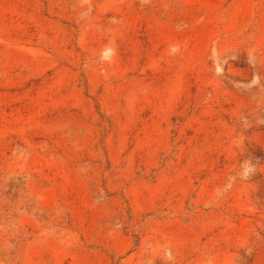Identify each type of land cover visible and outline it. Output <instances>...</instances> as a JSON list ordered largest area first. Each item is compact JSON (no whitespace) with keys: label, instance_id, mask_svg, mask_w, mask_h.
<instances>
[{"label":"rangeland","instance_id":"rangeland-1","mask_svg":"<svg viewBox=\"0 0 264 264\" xmlns=\"http://www.w3.org/2000/svg\"><path fill=\"white\" fill-rule=\"evenodd\" d=\"M259 149L264 0H0V264H264Z\"/></svg>","mask_w":264,"mask_h":264},{"label":"trees","instance_id":"trees-1","mask_svg":"<svg viewBox=\"0 0 264 264\" xmlns=\"http://www.w3.org/2000/svg\"><path fill=\"white\" fill-rule=\"evenodd\" d=\"M251 159L255 160H260L261 162L264 160V153L261 149H259V152L254 153V155H251ZM261 175L259 174V176L254 177L255 179H257L258 177H260ZM259 201L258 204L260 205V207L264 210V190L261 188L259 194H257Z\"/></svg>","mask_w":264,"mask_h":264},{"label":"clouds","instance_id":"clouds-1","mask_svg":"<svg viewBox=\"0 0 264 264\" xmlns=\"http://www.w3.org/2000/svg\"><path fill=\"white\" fill-rule=\"evenodd\" d=\"M246 174H247V171H245L244 175H246Z\"/></svg>","mask_w":264,"mask_h":264}]
</instances>
